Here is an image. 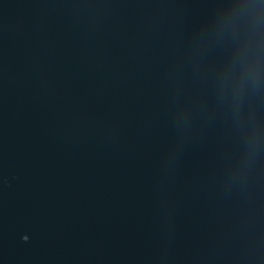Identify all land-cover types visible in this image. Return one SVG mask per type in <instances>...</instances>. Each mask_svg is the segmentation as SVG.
<instances>
[{
	"label": "water",
	"instance_id": "1",
	"mask_svg": "<svg viewBox=\"0 0 264 264\" xmlns=\"http://www.w3.org/2000/svg\"><path fill=\"white\" fill-rule=\"evenodd\" d=\"M0 264H264V0H0Z\"/></svg>",
	"mask_w": 264,
	"mask_h": 264
}]
</instances>
